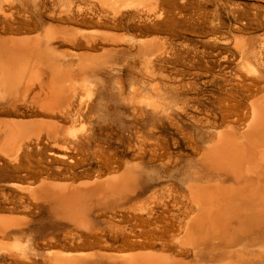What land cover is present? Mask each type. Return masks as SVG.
<instances>
[{
    "label": "bare ground",
    "instance_id": "1",
    "mask_svg": "<svg viewBox=\"0 0 264 264\" xmlns=\"http://www.w3.org/2000/svg\"><path fill=\"white\" fill-rule=\"evenodd\" d=\"M57 1L0 0V32L42 27L41 32L34 36L0 35V170L11 164L13 166H9L14 172H30L24 164L29 155L28 147L33 143L40 145L45 139L56 144L61 138H68L67 135L76 138L75 132L64 131L60 127L63 124L57 123L78 122L88 117L90 112L87 100L91 96L92 87L87 84H83V88L75 85L78 80L73 79L69 69L60 67V56L50 45L61 37L63 42L81 47L83 44L78 39V32L73 30V33L60 34L51 24L44 25L47 20L88 24L83 16L92 15L98 10V20L102 23L107 16L115 18L126 9L134 10L144 6L152 11L155 3V0H81L74 10L70 8L68 0H64L65 4L56 15ZM47 3H51V7ZM256 4L264 8V1L259 0ZM86 31L87 34L80 36L90 47L97 37H94L93 31ZM109 32L105 30L98 34L104 39H115V35ZM237 38L234 47L240 50V56L244 59L242 63L249 65L251 72L259 77L264 72V69L258 67L260 65L264 68V50L254 44H247L245 37ZM252 40L255 42L253 37ZM149 41H144L142 45L150 50L155 49L156 45L159 47V44L154 45L155 42ZM97 62L95 55H84L78 64L76 76L84 79ZM44 74L49 75L47 82L42 78ZM155 84L159 87L158 83ZM44 90H48L50 96H27L29 92L39 93ZM132 99L135 113L141 114L138 120L135 119L136 122H145L149 115L157 116L159 122V126L147 135L153 138L152 143H148L151 145L145 144V136L141 144L138 143L139 148L137 144L133 145L135 151L138 149L142 165H160L163 175L158 178L155 187L148 189L144 185L142 168L136 164H127L123 169L104 176L102 181H83L86 183L78 187L68 182L56 183L51 179H41L34 185L9 183L16 190L29 193L35 202L48 205L55 220L69 222L87 232V235L84 232L75 235L79 242L82 241L83 247L97 246L104 242L108 248L114 249L81 254L51 250L47 256L49 262L264 264V87L258 89L245 106L230 96L214 99L216 106L206 107L200 117H191L189 121L185 118L187 111L174 109L165 113L160 109L164 105L152 97L137 98L135 101ZM142 103L145 105L142 106ZM161 111L165 116L160 115ZM28 115L41 118H28ZM165 118L169 122L164 121ZM127 122L130 126L133 119L128 117ZM183 169L185 173L181 176ZM80 186L84 188L79 189ZM103 205L113 212L120 209L126 224L120 231L112 230L109 239L101 240L97 235L98 229H94L91 213L95 207ZM14 216L11 213L0 214V235L20 230V225L25 224L26 218L22 220L24 217ZM113 223L117 224L112 222L110 226L113 227ZM89 238L93 240L88 242ZM4 247L0 244V254L2 251L9 254L13 252L14 248Z\"/></svg>",
    "mask_w": 264,
    "mask_h": 264
},
{
    "label": "rangeland",
    "instance_id": "2",
    "mask_svg": "<svg viewBox=\"0 0 264 264\" xmlns=\"http://www.w3.org/2000/svg\"><path fill=\"white\" fill-rule=\"evenodd\" d=\"M257 1L259 2V0H155L153 7L155 11L153 8L151 11L144 6L134 10L126 9L115 18L112 15L107 16L102 20V23L98 18V10H95L92 15L83 16L89 22L88 24L47 20L44 25L51 24L50 26L55 27L56 32L60 31V34H69L71 31L73 33V30L78 32V39L83 44L81 47L63 42L61 37L50 45L60 56L58 59L60 67L69 69L68 71H71L74 76L73 79L78 80L75 85L87 84L92 87L91 96L87 100L90 112L88 117L86 116L85 119L78 122L57 123L63 124V126L59 125L64 131L75 132L76 138H70L67 135L68 138L63 140L61 138L56 144L45 139L40 145L33 143L28 147L30 149H28L29 159L27 158L24 164L30 170L29 173L14 172L10 168L13 166L11 164L5 168L1 167L0 214L11 213L16 218L24 217L22 220L26 218V225L21 224L20 230L0 235V244L5 246L4 248H14L11 255L7 251L1 252L0 264H56L47 259L51 250H62L75 254L114 250L108 248L104 242H100L97 246L83 247L82 241L79 242L76 239L78 234L84 232L83 230L77 229L69 222L55 220L49 212L48 205L35 202L30 198L29 193L18 191L9 183L34 185L41 179H51L56 183L68 182L70 185L78 187L86 182L90 183L89 180L102 181L104 176L123 169L127 164H136L142 168L144 185L148 189L155 187L156 181L163 175L160 165L158 163L142 165L138 149L135 151L136 147L134 148L133 145L137 144L139 148L144 136L146 137L145 144L152 143L153 138L147 135L159 126V122L157 116L150 115L145 122H140V120L136 122L141 114L135 113L132 98L135 101L137 98L152 97L164 105L160 109L166 111L165 113L174 109H176L175 111L185 110L188 113V116L185 115L186 121L191 120V117H200L206 107L216 106L214 101L217 98L230 96L240 105H247L257 90L264 87V72L259 77L251 72L249 65L242 63L244 59L240 56V50L234 47L236 46L234 43H236L237 37H245L247 44H254L253 46L264 50V33L262 35L264 32V8L257 5ZM67 2L70 4V8L75 10L81 0H68ZM64 4V0L57 1L56 15ZM47 6L51 7V3H47ZM145 17L149 18L145 19ZM212 20L215 23L211 24ZM248 20H251V23H248ZM41 29L42 27L27 31H1L0 35H36L41 32ZM86 30L93 31L92 34L95 35V38L97 37L90 47L81 38L83 33L87 34ZM99 30H106L107 33L110 31L109 34L115 35V39H104L98 34ZM233 37L236 38L233 39ZM148 40L152 43L155 42L154 45L159 44L158 46H161L162 50H157L159 48L157 45L155 49L151 50L142 45L144 41ZM108 50L109 52H107ZM102 51L107 53H102ZM164 51L166 55L162 54ZM84 55L85 57L95 55L98 62L88 72V76L80 79L78 75L76 76L77 67ZM258 67L260 70L264 69L260 65ZM48 76V74L43 75L42 78L45 82L49 80ZM44 81L43 83H45ZM155 83H158L159 87ZM182 92L186 94L183 93V95ZM29 93L28 97L37 95L41 96L40 98L48 97L50 94L48 90ZM132 93L134 94L132 95ZM144 105L145 103H142V106ZM243 111L244 109L241 112L243 113ZM132 115L133 117H131ZM160 115H164V113L161 111ZM27 117L41 118L35 115ZM128 117L133 119L130 126L127 122ZM163 120L169 122L166 118ZM57 144L64 146L58 147ZM66 146L67 149H64ZM58 154L64 157H58ZM184 173L185 169L181 171L180 175L183 176ZM82 188L84 187L80 186L79 189ZM119 210L115 209L113 212L104 205L94 208L91 217L94 219V229H98L97 235L101 237V240L109 239L112 230L120 231L125 226L124 213ZM109 220L117 222V224L113 223L114 229V226H110L112 222ZM84 234L88 233L84 232ZM6 240L7 242H5ZM92 240V238L87 239L88 242ZM116 250L118 249L116 248Z\"/></svg>",
    "mask_w": 264,
    "mask_h": 264
},
{
    "label": "crops",
    "instance_id": "3",
    "mask_svg": "<svg viewBox=\"0 0 264 264\" xmlns=\"http://www.w3.org/2000/svg\"><path fill=\"white\" fill-rule=\"evenodd\" d=\"M33 36L35 35V34H32Z\"/></svg>",
    "mask_w": 264,
    "mask_h": 264
}]
</instances>
